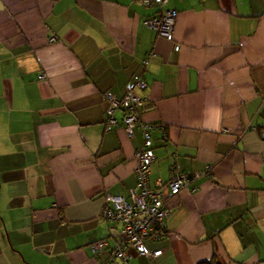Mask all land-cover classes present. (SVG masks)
<instances>
[{
  "label": "crops",
  "instance_id": "obj_1",
  "mask_svg": "<svg viewBox=\"0 0 264 264\" xmlns=\"http://www.w3.org/2000/svg\"><path fill=\"white\" fill-rule=\"evenodd\" d=\"M164 9L172 40L142 0H0V264H101L90 246L120 241L102 210L136 186L143 135L122 111L106 129L105 94L136 75L140 120L157 125L151 182L212 175L166 193L168 236L146 242L162 255L131 249L128 264H264V0Z\"/></svg>",
  "mask_w": 264,
  "mask_h": 264
},
{
  "label": "built area",
  "instance_id": "obj_2",
  "mask_svg": "<svg viewBox=\"0 0 264 264\" xmlns=\"http://www.w3.org/2000/svg\"><path fill=\"white\" fill-rule=\"evenodd\" d=\"M145 5H154L160 8L162 13L145 21V25L160 36L172 40L177 26V12L165 10L169 0H142ZM55 37L50 39L51 42ZM179 50V46H176ZM148 64V61L145 62ZM42 73L39 79H46ZM147 84L143 75H136L127 86L125 95L119 99L113 93L107 92L106 99L110 102L105 122L106 129L117 128L119 121L115 118L117 111L124 113L123 125L130 138L134 136V130L139 128L143 135V145L136 152L137 184L129 190V198L107 195L102 210V217L114 225H120V241L112 248L107 247L106 240H100L90 246L91 252L98 257L106 254L101 264H128L132 258L130 250L135 249L139 256L157 259L163 253L162 250H151L146 242H160L168 236L165 221L169 215L168 198L176 196L186 189L192 180L201 177L211 178L212 167L205 172H195L190 178L187 174L174 172L168 180L151 182V167L156 160L153 147L152 131L157 125L145 124L140 120V106L143 98L138 93L146 89Z\"/></svg>",
  "mask_w": 264,
  "mask_h": 264
},
{
  "label": "trees",
  "instance_id": "obj_3",
  "mask_svg": "<svg viewBox=\"0 0 264 264\" xmlns=\"http://www.w3.org/2000/svg\"><path fill=\"white\" fill-rule=\"evenodd\" d=\"M199 264H220V263H218L217 260H211V261H203L200 262Z\"/></svg>",
  "mask_w": 264,
  "mask_h": 264
}]
</instances>
